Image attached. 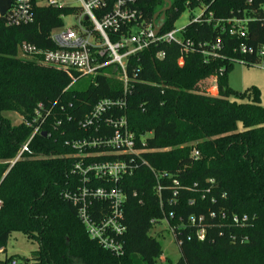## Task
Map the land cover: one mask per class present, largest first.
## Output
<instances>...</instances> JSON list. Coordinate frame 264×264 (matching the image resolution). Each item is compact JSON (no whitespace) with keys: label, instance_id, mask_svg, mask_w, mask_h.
Instances as JSON below:
<instances>
[{"label":"trees","instance_id":"obj_1","mask_svg":"<svg viewBox=\"0 0 264 264\" xmlns=\"http://www.w3.org/2000/svg\"><path fill=\"white\" fill-rule=\"evenodd\" d=\"M171 1L161 34L175 29L185 9L205 8L204 17L213 13V22L185 27L187 53L176 43L161 42L130 60L128 123L139 146L144 142L141 161L149 168L140 166L125 178L127 232L120 256L88 236L64 193L82 186L71 174L77 152L67 142L84 136L79 121L99 100L123 96L122 84L98 77L86 91L74 86L65 91L70 84L65 73L19 57L23 42L52 49V32L77 8H39L32 24L15 27L0 17V250L6 252L15 232L38 244L31 258L14 256L0 264H158L162 247L151 230L164 218L180 242L175 264H264V106L255 89L238 93L241 102L231 101L228 84L235 62L264 63V0ZM142 6L146 21L153 23L166 4L144 0ZM234 18L250 19L246 38L226 31V21ZM217 21L224 23L216 26ZM218 40L216 55H203ZM210 77L216 96L200 86ZM40 103L51 110L44 126L50 136L36 135L19 157L32 129L8 114L30 121ZM95 205L97 215L102 204ZM191 217L203 218L201 225H191ZM236 217L247 220L242 226L233 222Z\"/></svg>","mask_w":264,"mask_h":264},{"label":"built area","instance_id":"obj_2","mask_svg":"<svg viewBox=\"0 0 264 264\" xmlns=\"http://www.w3.org/2000/svg\"><path fill=\"white\" fill-rule=\"evenodd\" d=\"M142 1L144 0H78L79 5L74 7L77 8V12L70 15L74 17V25L70 28L63 26L52 32V49L38 48L27 42H23L18 47L19 57L65 73L70 78V84L65 91L84 78H89L94 85L98 77L111 78L119 81L123 86V96L99 100L79 121V129L84 136L67 142V145L77 152L73 156L76 161L72 166L71 174L80 178L82 186L78 185L64 193V199L77 208L79 219L88 236L104 250L116 256L124 253V236L127 232L125 178L132 176L140 166L149 168L147 162L141 161V147L144 146V142L141 140L139 146V141L128 123L130 60L161 42L182 46L184 48L182 53H187L191 49L190 42L184 44L185 28L180 31L174 29L153 37L155 21L153 23L146 21ZM45 7L66 6L61 4L60 0H12L3 18L8 26L29 25L35 20L34 12ZM199 9L202 10V15L193 18L191 22L212 23L213 13L209 12L204 17L206 9ZM249 21V18L229 19L226 21L229 26L226 31L233 37L244 39L247 37ZM219 23L223 24L224 21H217L216 26ZM178 34L180 37L177 36ZM220 49L221 43L218 40L212 47V52L202 53L205 56H212L210 54L216 55V50ZM240 51L247 52L245 45L241 46ZM163 56V53L157 55L160 59ZM183 62L181 57L178 63L183 66ZM50 115L51 110L40 103L30 121L21 119L32 129V135L22 147L19 157L36 135L46 132V136H50L44 128L49 123ZM61 123V120L55 121L52 124L53 130H57ZM152 172L158 179L159 175L154 170ZM174 183L176 187L179 186L177 181ZM162 190L161 186L157 187L160 196ZM176 195L177 191L174 193V196ZM95 203L102 204L97 215L95 211L98 206ZM170 217L174 219L173 213ZM246 220V217L242 219L236 217L233 222L243 226ZM202 221L203 218L194 217L189 220L191 225L198 224V226ZM164 223L173 233L180 248L175 228L171 227L168 219L164 218ZM204 233L203 229L197 233L199 240L204 239Z\"/></svg>","mask_w":264,"mask_h":264},{"label":"rangeland","instance_id":"obj_3","mask_svg":"<svg viewBox=\"0 0 264 264\" xmlns=\"http://www.w3.org/2000/svg\"><path fill=\"white\" fill-rule=\"evenodd\" d=\"M60 2L66 7H77L79 5L78 0H60ZM202 13L200 9L194 11L185 9L180 19L174 25L175 30H182L190 24L193 18L199 17ZM63 22L65 28H70L74 25L75 20L73 16H67L63 19ZM177 36L180 37V34ZM203 82L204 89L202 90L206 94L216 96L217 94L210 90L211 84H215L214 77L207 78ZM90 84V79L84 78L75 84L73 88L78 91H86ZM228 84L233 91L229 98L231 101L241 102L238 93H243L247 89H255L259 93L261 105L264 106V63L249 66L240 61L235 62L228 75ZM8 115L14 123L21 122L22 118L18 115L13 113H9ZM151 233L157 238L162 247V255L158 258V264H175L180 259L181 254L179 245L171 230L168 229V226L165 223L156 224L152 228ZM37 249V243H32L23 234L15 232L8 242L7 253L0 254V262H4L6 258L14 256L31 258L32 252ZM0 253L2 252L0 251Z\"/></svg>","mask_w":264,"mask_h":264},{"label":"water","instance_id":"obj_4","mask_svg":"<svg viewBox=\"0 0 264 264\" xmlns=\"http://www.w3.org/2000/svg\"><path fill=\"white\" fill-rule=\"evenodd\" d=\"M11 1L12 0H0V17L1 18L4 17L6 12L10 8ZM163 1L165 2L166 6L154 16L155 24H154L153 37H157L161 33L165 25V22H166V13L172 8L171 0H163ZM42 136L45 137L46 132H43Z\"/></svg>","mask_w":264,"mask_h":264},{"label":"crops","instance_id":"obj_5","mask_svg":"<svg viewBox=\"0 0 264 264\" xmlns=\"http://www.w3.org/2000/svg\"><path fill=\"white\" fill-rule=\"evenodd\" d=\"M214 82H216L215 81V78H214ZM216 84V83H215ZM215 84H211V87H210V90H212V92L213 93H216L217 94V88H216V85ZM204 82H202L201 84H200V86H201V88L202 89H204ZM1 251V250H0ZM2 252V251H1ZM5 253H7V249H6V252ZM5 253H0V254H5Z\"/></svg>","mask_w":264,"mask_h":264}]
</instances>
